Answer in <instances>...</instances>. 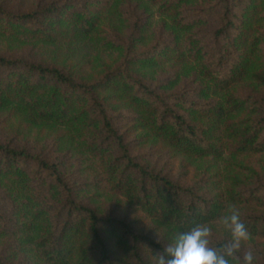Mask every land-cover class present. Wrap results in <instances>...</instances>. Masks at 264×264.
Listing matches in <instances>:
<instances>
[{
	"label": "trees",
	"instance_id": "16d2710c",
	"mask_svg": "<svg viewBox=\"0 0 264 264\" xmlns=\"http://www.w3.org/2000/svg\"><path fill=\"white\" fill-rule=\"evenodd\" d=\"M253 1L218 0L216 4L221 2V6L204 9L191 20L182 18L178 11L176 24L184 30L198 25L217 7L223 9V14L218 27L208 34L191 33L183 41L173 40L157 49L127 56L92 83L80 82L62 68L0 56V104H19L41 120L77 121L88 140L90 154L99 161L101 179L110 189L147 216L182 232L196 223L218 221L230 204L239 210L248 203L264 205V188L223 190L208 197L149 169L132 153V144L126 141L125 131L105 102L113 91L130 96L142 110L144 124L185 155L216 157L227 151L264 154V116L229 119L245 103L229 91L246 76L253 54L261 45L262 32H257L253 14L258 6ZM105 3L88 0L81 6L72 4L64 14L69 29L76 34H89L97 26L99 11H103ZM0 15L18 26L25 23L47 40L55 37L48 26L41 25L35 13L13 14L0 7ZM168 58L198 61L199 74L208 81L207 86L224 94L221 100L192 101L194 111L208 122L192 121L177 108L184 104L182 97L152 90L133 72L135 63ZM253 75L264 84V67ZM257 104L245 106L257 113ZM0 178L14 196V201L6 202L14 214L6 216L0 212V226L15 224L30 232L40 225L42 234L33 248L38 264H152V257L165 246L136 231L126 219L103 216L78 199L77 186L67 177L61 162L0 143ZM241 218L251 235L264 238V215L241 213ZM225 241L214 238L213 245ZM0 264L8 263L0 257Z\"/></svg>",
	"mask_w": 264,
	"mask_h": 264
},
{
	"label": "rangeland",
	"instance_id": "374dc122",
	"mask_svg": "<svg viewBox=\"0 0 264 264\" xmlns=\"http://www.w3.org/2000/svg\"><path fill=\"white\" fill-rule=\"evenodd\" d=\"M83 1L86 3L88 0H0L4 11L37 14L41 25L48 26L55 34L54 39L47 40L25 23L18 26L0 15V56L24 58L36 64L62 68L80 82L92 83L120 65L127 56L157 49L173 40L183 41L191 33L208 34L218 27L223 14V9L217 7V11L203 18L198 25L184 30L176 24L178 11L182 18L191 20L190 17H195L204 9L221 6V2L101 0L106 3L103 11H99L97 26L89 34L81 35L69 29L71 27H68L64 14L72 4L81 6ZM253 2L258 6L253 14L257 32H262L261 45L253 54L246 76L229 91L245 102L244 107L229 119H259L264 116V84L253 75L264 67V0ZM157 62L135 63L133 72L152 90L182 97L184 104H178L177 108L192 121L208 122L207 118L194 111L192 101L206 103L221 100L224 94L216 93L207 86L208 81L199 74L198 61L168 58ZM107 96L106 105L125 131L126 141L132 144V153L149 169L193 187L208 197L223 190L264 188V154L227 151L221 156L197 157L179 153L144 124L142 110L131 101L130 96L117 91ZM252 102L259 104L257 113L245 106ZM0 143L61 162L67 177L77 186V198L103 216L126 219L136 231L148 234L164 245L171 243L182 232L173 225L147 216L129 204L123 195L110 189L101 179L103 173L99 161L90 154L88 140L75 120H41L19 104H0ZM3 184L0 178V212L10 216L14 212L6 202L14 201V196ZM240 211L243 214L264 215V205L248 203L242 205ZM211 225L213 239L231 238L218 221ZM40 227L37 224L27 232L15 224H10V227L1 225L0 257L8 264H38L33 248L42 234ZM244 248L252 249L254 262L264 261V238L252 235ZM238 255L242 257V252Z\"/></svg>",
	"mask_w": 264,
	"mask_h": 264
},
{
	"label": "clouds",
	"instance_id": "9594fccd",
	"mask_svg": "<svg viewBox=\"0 0 264 264\" xmlns=\"http://www.w3.org/2000/svg\"><path fill=\"white\" fill-rule=\"evenodd\" d=\"M230 239L213 245V227L209 223H196L189 230L178 233L173 241L152 257V264H254L251 248L244 246L252 239L241 212L235 204L227 205L218 218ZM242 252L241 255H238Z\"/></svg>",
	"mask_w": 264,
	"mask_h": 264
}]
</instances>
